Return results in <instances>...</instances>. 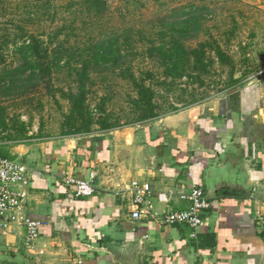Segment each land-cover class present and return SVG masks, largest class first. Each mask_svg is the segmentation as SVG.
<instances>
[{
    "label": "crops",
    "instance_id": "obj_1",
    "mask_svg": "<svg viewBox=\"0 0 264 264\" xmlns=\"http://www.w3.org/2000/svg\"><path fill=\"white\" fill-rule=\"evenodd\" d=\"M11 155L27 167L24 213L42 226L31 248L23 227L0 228V264H264L262 83L131 127L17 145ZM68 179L91 181L95 194L78 196ZM134 182L152 190L139 220ZM215 184L251 191L216 194ZM194 186L211 202L195 237L154 216L187 210L181 196Z\"/></svg>",
    "mask_w": 264,
    "mask_h": 264
},
{
    "label": "rangeland",
    "instance_id": "obj_2",
    "mask_svg": "<svg viewBox=\"0 0 264 264\" xmlns=\"http://www.w3.org/2000/svg\"><path fill=\"white\" fill-rule=\"evenodd\" d=\"M68 1H55L52 21L35 0H0V113L9 129L0 124V153L10 158L17 145L108 131L95 124L90 133L67 135L72 127L66 93L77 91L86 62L88 110L96 121L105 116L115 126L109 130L136 124L131 123L136 91L130 72L142 78L152 74L147 84L156 92L160 116L250 83L264 85V74L259 75L264 69V0H106V11L98 17L81 13L79 3L67 10ZM198 17L201 28L193 30L189 20ZM31 35L52 42L56 67L50 84L39 74ZM161 45L198 49L201 65L194 69L191 61L183 76H168L161 58L148 53ZM218 49L226 61L219 59ZM15 124H25L33 138L15 139L10 133Z\"/></svg>",
    "mask_w": 264,
    "mask_h": 264
},
{
    "label": "trees",
    "instance_id": "obj_3",
    "mask_svg": "<svg viewBox=\"0 0 264 264\" xmlns=\"http://www.w3.org/2000/svg\"><path fill=\"white\" fill-rule=\"evenodd\" d=\"M56 0H35L37 8L44 9L46 15H49V19L52 21L56 20ZM77 3L82 5L81 13H88V15H95L96 17L104 14L106 11V0H82L78 2L77 0H69L66 3V9L69 10L73 8ZM40 4V5H39ZM54 10V12H51ZM77 20V15L72 20L75 23ZM189 21L193 23V30H200L201 21L198 18H191ZM30 50L34 57L40 63L39 74L41 78L50 84L53 80L54 69L56 67L54 58H52L51 46L52 42L46 43L41 40L40 36L31 35ZM148 53L151 57L158 55L164 62L166 67V74L168 76L181 77L185 74L187 65L193 61L194 69H198V65H201V58L203 52L198 49H186L181 46L169 47L164 45L159 47L148 48ZM218 57L221 61H226V55L221 49L217 50ZM188 63V64H187ZM187 64V65H186ZM90 65L86 62L83 66L82 72H80V80L77 83V91H69L66 93V97L71 104L70 113L67 115V121L72 127V130L67 133V135H77L92 132L93 126L95 124H100L104 130H109L114 128L112 124L107 122L105 116L103 118L95 120L94 116L90 113L87 107V79H88V69ZM130 83L136 91V96L132 97L130 102L133 106V111L136 113L135 118L131 120V123H141L152 118L159 116L158 105L156 103V92L151 85L147 84V81L152 78V74L147 72L146 76L138 77L134 72H130L127 76ZM104 113V110H102ZM0 124L5 126V130H9L4 116V112L0 113ZM15 137V139L20 140L21 137L33 138L28 136L25 124L17 125L10 130ZM1 156L10 158L8 155L0 153Z\"/></svg>",
    "mask_w": 264,
    "mask_h": 264
},
{
    "label": "built area",
    "instance_id": "obj_4",
    "mask_svg": "<svg viewBox=\"0 0 264 264\" xmlns=\"http://www.w3.org/2000/svg\"><path fill=\"white\" fill-rule=\"evenodd\" d=\"M264 74V69L259 75ZM257 77V76H254ZM27 167L19 159L7 158L0 155V228L9 230L12 226H20L25 229V245L27 248L33 247L39 237V230L42 223L31 220L24 213L25 192L22 189L28 186ZM68 184L76 186V194L80 197H90L95 194V187L91 181L68 179ZM135 190V208L132 210V218L139 220L143 211L139 205L143 203L152 193L148 183H133ZM160 198L165 199L161 194ZM182 199L189 200L191 205L187 210L169 212L162 215L154 214L165 224H187L194 232L202 223L203 215L210 209L211 202L205 192L194 186L187 195H182Z\"/></svg>",
    "mask_w": 264,
    "mask_h": 264
},
{
    "label": "water",
    "instance_id": "obj_5",
    "mask_svg": "<svg viewBox=\"0 0 264 264\" xmlns=\"http://www.w3.org/2000/svg\"><path fill=\"white\" fill-rule=\"evenodd\" d=\"M216 186L215 187H213V189H214V191H215V193L217 194L218 192H219V190L221 189V188H234L235 190H240V191H245V192H248V194L250 193V189H248V190H246V188L245 187H243V186H239V185H233V186H226L225 184L223 185V184H215ZM243 187V188H242Z\"/></svg>",
    "mask_w": 264,
    "mask_h": 264
}]
</instances>
